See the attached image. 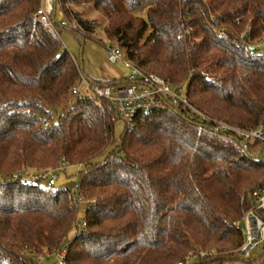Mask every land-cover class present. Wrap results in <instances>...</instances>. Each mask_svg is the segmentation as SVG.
Returning a JSON list of instances; mask_svg holds the SVG:
<instances>
[{
	"label": "trees",
	"instance_id": "obj_1",
	"mask_svg": "<svg viewBox=\"0 0 264 264\" xmlns=\"http://www.w3.org/2000/svg\"><path fill=\"white\" fill-rule=\"evenodd\" d=\"M40 2L0 0V264H173L199 250L218 264L234 259L250 195L264 181L261 143L216 130L183 105L136 114L116 141L113 105L71 93L83 73L60 21L76 22L68 31L81 41L100 26L142 72L185 82L193 107L255 129L264 123V46L252 42L264 37V0H54L57 35L39 21ZM117 82L126 79L105 84ZM62 158L94 199L85 229L74 184L11 179Z\"/></svg>",
	"mask_w": 264,
	"mask_h": 264
},
{
	"label": "built area",
	"instance_id": "obj_2",
	"mask_svg": "<svg viewBox=\"0 0 264 264\" xmlns=\"http://www.w3.org/2000/svg\"><path fill=\"white\" fill-rule=\"evenodd\" d=\"M54 0H41L40 7L37 11L39 21L53 35H57L56 28L52 21ZM60 26L68 30H77L78 24L70 22L66 19L60 21ZM264 46V37L259 40L256 47ZM107 58L110 63L122 62L130 72L127 75L126 82H117L114 84H96L88 81L84 75V79L89 87L90 93L96 98L107 99L115 108L116 115L119 119L126 123H131L136 114L140 112H148L154 110H164L168 106L177 107L183 105L188 108L200 122L211 125L214 129L232 133L238 136L242 141H258L261 143L262 150L264 148V123L255 129H244L226 124L220 120L210 118L197 108L193 107L182 95L180 87L172 86L168 81L155 74H146L138 69L131 61L126 59L122 50L116 45H110L107 49ZM72 94H79V90L75 87L71 89ZM263 167H264V162ZM65 167L64 158L61 164L56 168L43 171L30 172L22 169L15 172L11 179L27 181H42L48 186H53L56 181V172ZM264 178V176H263ZM74 193L71 195L72 203L82 204L93 203L94 200L87 199L80 191H78L76 181L74 183ZM252 205L242 216L243 227L240 228L242 242L240 246L233 252L236 259L246 262L247 264H264V253L257 254L255 250L264 247V181L261 186L254 189L251 193ZM81 229H85L86 222L81 220L77 223ZM209 254L204 251H196L184 260L176 261L173 264H218L217 261L204 260ZM64 252L59 254L58 260H62ZM60 258V259H59ZM224 264V263H221Z\"/></svg>",
	"mask_w": 264,
	"mask_h": 264
},
{
	"label": "rangeland",
	"instance_id": "obj_3",
	"mask_svg": "<svg viewBox=\"0 0 264 264\" xmlns=\"http://www.w3.org/2000/svg\"><path fill=\"white\" fill-rule=\"evenodd\" d=\"M207 2L208 0H204ZM97 13L92 12L88 18H96ZM57 19H62V16L58 13ZM221 33V32H220ZM59 37L63 44V46L67 49V51L77 60L81 61L80 68L83 75L91 80L92 82H99L101 84H105L107 81L111 80L113 75L122 76L128 75L130 70L124 66L122 62L118 63H110L107 58V49L112 43L105 37L102 29L100 26H95V30L91 35L84 37L83 41L79 37H77L72 32L61 29L59 31ZM259 38L253 40L252 45L256 46L259 43ZM207 79H211L207 77ZM182 90V95L184 96L187 89V84L184 82L179 86ZM76 88L79 90L80 93H90L88 90L89 87L84 81V79L80 78L78 83L76 84ZM71 104H68L66 107L61 106L56 109L57 114H61L63 111L68 109ZM121 119H116L113 128V134L116 141H119L120 136L126 126ZM259 159L261 162H264V148L259 154ZM58 164L55 166H51L47 169L56 168ZM45 169V170H47ZM79 167L76 165H66L64 168L58 170L56 172L57 177L54 184L56 188H63V187H72L76 181V173ZM30 171V170H28ZM94 200V199H89ZM85 203L79 205L77 220L80 222L83 220L84 211H85ZM243 227L242 222L240 223V228ZM62 252V251H61ZM60 252V253H61ZM59 253V254H60ZM255 253L261 254L264 253V247L261 249L255 250ZM58 254V255H59ZM65 255V253H64ZM40 260L41 257H35ZM60 259V258H59ZM61 260V259H60ZM224 264H247L246 262L240 261L239 259H230V260H223Z\"/></svg>",
	"mask_w": 264,
	"mask_h": 264
},
{
	"label": "crops",
	"instance_id": "obj_4",
	"mask_svg": "<svg viewBox=\"0 0 264 264\" xmlns=\"http://www.w3.org/2000/svg\"><path fill=\"white\" fill-rule=\"evenodd\" d=\"M127 77V75H120V76H116V75H113L111 78L112 79H117V78H126Z\"/></svg>",
	"mask_w": 264,
	"mask_h": 264
}]
</instances>
